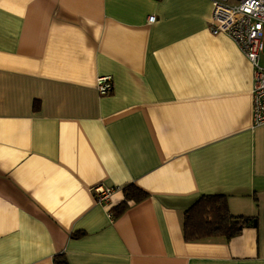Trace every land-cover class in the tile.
Here are the masks:
<instances>
[{"label": "crops", "instance_id": "0c3cea01", "mask_svg": "<svg viewBox=\"0 0 264 264\" xmlns=\"http://www.w3.org/2000/svg\"><path fill=\"white\" fill-rule=\"evenodd\" d=\"M212 12L211 0H0V264H264L254 69L212 34ZM98 185L118 189L109 206ZM128 185L149 197L112 219ZM207 195L253 224L187 242L185 213Z\"/></svg>", "mask_w": 264, "mask_h": 264}, {"label": "built area", "instance_id": "2783aa9c", "mask_svg": "<svg viewBox=\"0 0 264 264\" xmlns=\"http://www.w3.org/2000/svg\"><path fill=\"white\" fill-rule=\"evenodd\" d=\"M211 1L212 34L228 36L254 69L253 121L255 126H261L264 124V0ZM155 21V16L149 18L150 23ZM97 90L101 96L110 95L114 90L112 77L99 78ZM117 190L98 185L93 192L99 205L109 206Z\"/></svg>", "mask_w": 264, "mask_h": 264}, {"label": "trees", "instance_id": "16d2710c", "mask_svg": "<svg viewBox=\"0 0 264 264\" xmlns=\"http://www.w3.org/2000/svg\"><path fill=\"white\" fill-rule=\"evenodd\" d=\"M121 191L124 193V201L111 209L112 219L123 215L131 204L141 203L149 197L147 193L135 185L125 186ZM252 224L253 221L248 218H237L231 214L225 196L207 195L201 197L185 213L183 233L187 242L213 238H224L230 241L240 236L244 229ZM54 263L67 264L63 256H56Z\"/></svg>", "mask_w": 264, "mask_h": 264}]
</instances>
